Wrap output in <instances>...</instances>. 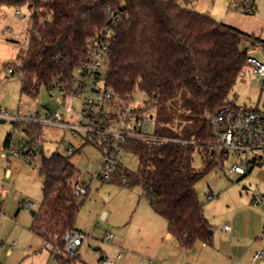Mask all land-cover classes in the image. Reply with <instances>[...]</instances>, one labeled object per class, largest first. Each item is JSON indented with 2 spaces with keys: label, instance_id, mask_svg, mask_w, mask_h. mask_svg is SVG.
I'll list each match as a JSON object with an SVG mask.
<instances>
[{
  "label": "trees",
  "instance_id": "16d2710c",
  "mask_svg": "<svg viewBox=\"0 0 264 264\" xmlns=\"http://www.w3.org/2000/svg\"><path fill=\"white\" fill-rule=\"evenodd\" d=\"M191 1L0 0V7L28 3L32 12L29 47L18 56L22 93L31 98L57 85L71 94L96 30L110 23V10L121 15L109 42L105 89L115 97L144 93L143 110H153L157 134L174 141L150 146L124 139L121 149L138 157L139 168L131 171L120 162L108 181L141 187L153 212L167 221L169 233L186 250L213 242V226L196 191V184L223 161L208 115L236 105L228 96L249 66V48L264 47L261 37L184 5ZM26 132L35 147L42 124L28 123ZM192 140L195 145L184 143ZM195 151L204 162L200 169L194 166ZM39 172L43 200L31 229L59 264H77L78 255L65 251L64 237L77 230L81 202L72 184L78 170L70 155L54 153L43 157Z\"/></svg>",
  "mask_w": 264,
  "mask_h": 264
},
{
  "label": "rangeland",
  "instance_id": "374dc122",
  "mask_svg": "<svg viewBox=\"0 0 264 264\" xmlns=\"http://www.w3.org/2000/svg\"><path fill=\"white\" fill-rule=\"evenodd\" d=\"M253 1L192 0L184 5L219 22L258 30V26L264 22V0H257V13L250 14L245 4L251 5ZM31 14L28 3L4 4L0 7V111L7 113L6 118L0 119L5 121L0 122V264H47V252L39 251L43 241L31 229L34 222L31 211H37L43 200L44 177L39 172L43 157H50L54 153L70 155L78 170V178L89 187L88 195L80 198L81 206L75 222L76 228L86 235L78 250L77 255L81 257L78 259L86 264H101L102 255L115 259L118 253L113 252L112 246L122 239V232L131 245L123 248L138 252L143 246V238L138 230L142 227L143 232L146 231L148 217H155L166 227L167 221L155 215L141 187L128 188L96 177L103 157L97 140L88 141L84 131L73 132L45 122L58 113L61 120L71 125H79L81 120L86 124L88 119H81L80 116L81 100L75 98L73 106H70L66 103L65 95L57 89L49 91L42 88L36 98L22 93L23 71L18 56L29 47L33 29ZM248 54L264 63L263 47H250ZM9 68L14 69L15 74H9ZM245 71L248 77H239L228 99L238 106L264 113V78L253 73L252 65L247 66ZM76 78L79 79L78 73ZM103 78L98 81L99 86L103 85ZM93 83L92 80L90 87ZM77 88L78 83H75L73 90ZM88 95L92 96V93ZM125 95L131 97L132 103L140 101L144 105L147 99L144 93L138 91ZM31 109L35 116L40 117L43 133L33 146L37 148V155L26 161L23 156L10 154V151L20 150L21 145L31 147L29 143L32 137L26 132L29 123L27 113ZM8 139L10 143L6 146ZM69 148L73 149L72 154H69ZM259 155L257 152L239 155L232 152L196 184L206 217L213 226V242L207 244V248L221 249L217 245L220 235L223 238L229 235L235 237L234 256L228 259L219 255L217 259L207 260L210 264L252 263L255 253L264 250V202L254 204L256 198L264 195V162L259 161ZM121 162L131 171L138 170L140 165L138 157L125 150H122ZM246 162L256 165L244 174L228 173L231 164ZM203 165L202 156L195 151L194 166L200 169ZM8 169L11 170L10 175L7 174ZM208 182L213 184L212 190ZM211 191L213 197L210 199ZM104 212L107 215L103 219ZM258 216L262 223L256 231L252 228V221ZM233 221L239 226V234H230L224 229L225 225L233 228ZM108 233L115 236L109 242L105 241ZM127 264H140V261L131 258ZM256 264H264V259Z\"/></svg>",
  "mask_w": 264,
  "mask_h": 264
},
{
  "label": "built area",
  "instance_id": "2783aa9c",
  "mask_svg": "<svg viewBox=\"0 0 264 264\" xmlns=\"http://www.w3.org/2000/svg\"><path fill=\"white\" fill-rule=\"evenodd\" d=\"M246 11L251 13L253 7L245 4ZM110 23L103 29L96 30L95 37L90 43L89 54L83 65L79 68V79L77 90H73L71 94L65 95L66 103L73 106L74 99L77 98L82 102L81 119L86 117L88 122L80 121L79 125H71L61 120L58 113L51 115L45 120L46 123L57 125L59 127L71 129L73 132L84 131L88 137V141L97 140L98 146L102 150V163L96 177L103 181L112 179L118 171V164L121 162L122 149L121 141L130 137L138 139L150 146H160L174 141L171 138L161 136L156 132V118L153 111H144V105L140 101L131 102L126 95L115 97L114 94L105 89L104 83L99 86L105 74L106 63L108 59L109 42L112 37L113 27L120 21L121 15L110 10ZM249 65L253 66V73L264 78V63L250 56L248 58ZM9 74H15V70L8 69ZM240 77L245 79L248 77L245 69L240 73ZM104 79V78H103ZM93 80V86L90 82ZM63 93L57 85L55 88ZM89 92L92 96H89ZM71 96V97H70ZM33 109L28 111L27 121L29 123H39L40 117L35 116ZM7 117L5 110L0 111V119ZM213 134L215 137L214 147L222 153L223 158H228L230 153L247 154L249 152L259 153V161L264 162V113L253 108L245 106H225L214 114L208 115ZM19 121L18 119H15ZM186 144L195 145V141H184ZM81 149V148H80ZM37 148L21 145L20 150L12 149L10 154H18L23 156L26 161L37 155ZM72 154L73 149H68ZM256 164L246 162L243 164L233 163L228 169V173L244 174ZM248 172V171H247ZM209 188L212 190L213 184L208 182ZM89 193V187L83 183L77 176L72 184V194L75 198H84ZM213 197V193L209 194V198ZM264 202L262 198L254 200L255 205ZM32 206V203H29ZM229 229L228 226H225ZM86 235L79 230H70L66 233L65 251L70 256L78 254L79 248L82 246ZM114 239L112 233H108L105 241L109 242ZM15 244V243H13ZM264 257V250L256 253L254 260H261ZM121 254L118 255V259ZM104 264H114L112 258H104Z\"/></svg>",
  "mask_w": 264,
  "mask_h": 264
},
{
  "label": "crops",
  "instance_id": "0c3cea01",
  "mask_svg": "<svg viewBox=\"0 0 264 264\" xmlns=\"http://www.w3.org/2000/svg\"><path fill=\"white\" fill-rule=\"evenodd\" d=\"M256 1L257 0H254L253 4H251L253 10L255 11L253 14H256L258 10ZM235 28L249 34H254L264 39V22L260 24V26H258V30L257 29L248 30L245 27H235ZM256 47H262V46H256ZM10 173L11 170L8 169L7 174L10 175ZM106 215L107 213L104 212L102 218L104 219ZM148 222H149V226L146 228V231H144L145 233L143 232L142 227L141 228L139 227L140 229L138 228L139 229L138 231L141 233L143 238L142 239L143 246L139 250H137L138 252H135L133 250L132 251L125 250V248H129L131 247V245L129 244L126 238L125 233L122 232L123 233L122 239H120L117 243H115L112 246L113 252L116 254L118 253L115 259L112 258L114 260V264H127L128 262H130L131 258L138 259L140 261V264H210L209 263L210 261L207 262V260L217 259L220 256H224L225 258L229 259L232 258L235 254V244H234L235 237L233 238V235L226 236V238H223V236L220 235L217 245L221 249H208L207 244L199 243L198 246L200 248L196 249L198 246H195L193 250H186L179 244V242L174 237L171 236V234L168 231V224L166 227L158 219H155V217H148ZM261 223H262V219L260 216H258L255 220L252 221V228L258 231L259 228L261 227ZM225 226L229 227V229L224 228L228 233L239 234V226L235 221H233V228L230 227L229 225H225ZM76 229L79 230L78 228ZM158 244L161 245L158 247ZM223 247H226V250H223ZM39 251L47 252L46 253L48 256V257L46 256L47 264H59L56 259L51 257L50 249L46 247L44 242H43V246L39 249ZM119 254H121L120 259H118ZM255 255L252 258L253 260L252 263L248 262V264H256L257 262L262 261L264 259L263 257L261 260L255 261L254 260ZM79 257L80 255L78 256V258ZM104 258H111V257L102 255L100 257L101 264H104L103 263ZM246 258L247 257L244 258V261L246 260ZM79 262L81 263L78 262L77 263L86 264L83 260L81 261L79 260ZM231 264H237V263L233 262Z\"/></svg>",
  "mask_w": 264,
  "mask_h": 264
},
{
  "label": "water",
  "instance_id": "95a60500",
  "mask_svg": "<svg viewBox=\"0 0 264 264\" xmlns=\"http://www.w3.org/2000/svg\"><path fill=\"white\" fill-rule=\"evenodd\" d=\"M246 51H247V49H246ZM0 122H1V123H4L5 121H4V120H0ZM31 214L34 215V214H35V211L32 210V211H31ZM212 234H213V232H212Z\"/></svg>",
  "mask_w": 264,
  "mask_h": 264
}]
</instances>
